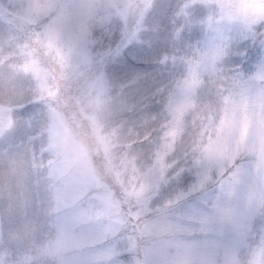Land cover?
<instances>
[{"label": "snow or ice", "instance_id": "6c2138e0", "mask_svg": "<svg viewBox=\"0 0 264 264\" xmlns=\"http://www.w3.org/2000/svg\"><path fill=\"white\" fill-rule=\"evenodd\" d=\"M211 4L222 20L249 28L264 21V0H0V138L20 125L35 129L23 147L0 152V264H47L50 257L56 264H264V62L216 84L205 100L197 99L204 81L187 62L165 133L175 137L191 111L206 114L196 179L186 188L162 191L173 167L163 153L143 172L131 145L117 156L120 131L110 127L114 115L141 103L125 89L146 76L111 67L121 48L149 43L145 36L158 33L162 19L179 39L204 15L201 5ZM117 31L120 46L98 47ZM170 60L177 58L160 63ZM121 76L126 83L114 95ZM27 97L38 109L29 115ZM80 118L91 146L78 132ZM93 153L103 154L119 195ZM117 232L128 234L109 242Z\"/></svg>", "mask_w": 264, "mask_h": 264}, {"label": "clouds", "instance_id": "9594fccd", "mask_svg": "<svg viewBox=\"0 0 264 264\" xmlns=\"http://www.w3.org/2000/svg\"><path fill=\"white\" fill-rule=\"evenodd\" d=\"M168 4L179 3V0H164ZM204 15L193 26L182 32L179 39L175 36V26L167 19L158 21L159 32L148 33L144 42H133L121 48L120 55L110 62L111 67H132L146 73L143 80L125 89L138 94L141 103L134 112L114 115L110 127L120 131L121 143L117 148V156L128 150L129 145L137 156V167L143 172L154 162L157 153L165 154V161L172 164L168 175L172 178L170 185L162 186V191L168 192L175 187H187L196 179V161L200 153L195 150L199 139L201 126L206 123V114L191 111L183 118L182 131L175 137L165 133L171 128V113L169 103L173 100V90L177 79L183 77L191 61L197 68L204 81L198 91L197 99L212 98L218 83L228 84L233 77H246L252 74L257 65L264 62V21H257L250 28L237 21L220 19L219 9L215 4L201 5ZM212 16L211 24L208 17ZM122 32L117 31L115 38L105 40L98 47L120 46ZM175 56L177 60L161 64L164 57ZM126 83L121 76L113 79V94L120 91V85ZM83 84L80 81L73 85L72 93L79 94ZM25 115L37 112L38 109L29 107L33 104L30 97L25 98ZM121 121H128L127 127H122ZM80 135L86 137L90 146L93 140L87 126V121L80 118ZM35 129L29 130L24 125L14 129L7 139L0 138V152L10 148H21L28 143L29 136ZM171 144L168 150L165 145ZM95 167L105 175V181L113 190L120 194V185L113 182V177L106 174L105 159L102 153H93ZM118 162V161H117ZM180 169L184 171L177 177ZM211 189H209V197ZM129 210V205H124ZM131 208H135L134 202ZM105 222H97L100 226ZM126 232H117L109 237V242L118 241L127 236ZM47 264H56L55 258L50 257Z\"/></svg>", "mask_w": 264, "mask_h": 264}]
</instances>
